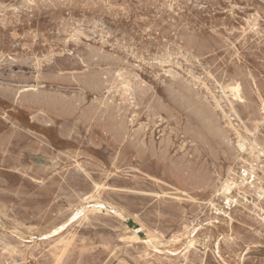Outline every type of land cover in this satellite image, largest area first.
I'll list each match as a JSON object with an SVG mask.
<instances>
[{"label": "rangeland", "instance_id": "rangeland-1", "mask_svg": "<svg viewBox=\"0 0 264 264\" xmlns=\"http://www.w3.org/2000/svg\"><path fill=\"white\" fill-rule=\"evenodd\" d=\"M0 8V264H264V5L0 0ZM236 83L242 101L230 92Z\"/></svg>", "mask_w": 264, "mask_h": 264}, {"label": "bare ground", "instance_id": "bare-ground-1", "mask_svg": "<svg viewBox=\"0 0 264 264\" xmlns=\"http://www.w3.org/2000/svg\"><path fill=\"white\" fill-rule=\"evenodd\" d=\"M35 1V0H34ZM46 1V0H45ZM48 1V0H47ZM49 1H51V0H49ZM92 1V0H91ZM212 1V0H211ZM246 1V0H245ZM28 2V1H27ZM27 2H25V3H27ZM37 3H38V1H36ZM55 2V1H54ZM98 2V1H97ZM149 2V1H148ZM223 2V1H222ZM33 3V2H32ZM49 3H51V2H49ZM57 3V2H56ZM53 4V3H52ZM144 4V3H143ZM219 4V3H218ZM40 5V4H39ZM22 7H24L25 6V4H24V6L23 5H21ZM27 6V5H26ZM29 6H31V5H29ZM38 7V6H37ZM206 7V6H205ZM12 8V7H11ZM28 8V7H27ZM124 8V7H123ZM1 9V8H0ZM14 9V8H13ZM23 8H21V10H22ZM25 9V8H24ZM114 9H115V7H114ZM121 9V8H120ZM127 9V8H126ZM129 9V8H128ZM160 9V8H159ZM6 10H8V9H6ZM113 10V9H112ZM166 10V9H165ZM164 10V11H165ZM169 11V10H168ZM17 12V11H16ZM162 13V12H161ZM225 13V12H224ZM166 14V13H165ZM227 15V14H226ZM264 16V15H263ZM214 18V17H213ZM32 20V19H31ZM58 20V19H57ZM60 20V19H59ZM89 20V19H88ZM91 20V19H90ZM29 21V20H28ZM233 21V20H232ZM140 22V21H139ZM164 25V24H163ZM3 27V26H2ZM105 27V26H104ZM154 27H155V24H154ZM153 27V28H154ZM84 28V27H83ZM165 28V27H164ZM257 27H256V24H253L252 25V28L250 29V31L251 32H253V33H257V29H256ZM85 29V28H84ZM86 30V29H85ZM225 30V29H224ZM111 31V30H110ZM163 31H164V29H163ZM211 31V30H210ZM228 31V30H227ZM226 31V32H227ZM87 32H89L88 30H87ZM169 32V31H168ZM188 32H189V30H188ZM237 32V31H236ZM242 32V31H241ZM66 33V32H65ZM91 33V32H90ZM182 33H184V32H182ZM201 33V32H200ZM89 34V33H88ZM92 34V33H91ZM156 34V33H155ZM189 34V33H188ZM35 35V34H34ZM232 35V34H231ZM88 36V35H87ZM95 36H96V34H95ZM116 36V35H115ZM189 36V35H188ZM192 36V35H191ZM59 37V36H58ZM125 37V36H124ZM192 37H194V36H192ZM202 37V36H201ZM27 38H28V36H27ZM176 38H177V36H176ZM187 38V37H186ZM220 38H222V37H220ZM190 39V38H189ZM59 40V39H58ZM123 40V39H122ZM181 40V39H180ZM81 41V40H80ZM115 41H117V40H115ZM185 41V40H184ZM189 41V40H188ZM192 41V40H191ZM190 41V42H191ZM197 41V40H196ZM195 41V42H196ZM79 42V41H78ZM176 42V41H175ZM190 42H188V43H190ZM226 42V41H225ZM228 42V41H227ZM83 43V42H82ZM81 43V44H82ZM192 43V42H191ZM190 43V44H191ZM231 43V42H230ZM132 44H133V42H132ZM192 44H194V43H192ZM102 45V44H101ZM100 45V46H101ZM107 45V44H106ZM105 45V46H106ZM109 45V44H108ZM155 45V44H154ZM195 45V44H194ZM79 46V45H78ZM85 46V45H84ZM136 46V45H135ZM92 47V46H91ZM117 47V46H116ZM175 47V46H174ZM185 47V46H184ZM196 47V46H195ZM176 48V47H175ZM183 48V47H182ZM193 48V47H192ZM77 49V48H76ZM89 49V48H88ZM94 49H95V47H94ZM73 50V49H72ZM97 50V49H96ZM104 50V49H103ZM118 50H120V49H118ZM236 50V49H235ZM115 51V50H114ZM125 51V50H124ZM93 52H95V51H93ZM129 52H130V49H129ZM248 52V51H247ZM259 52V51H258ZM257 51H256V53H258ZM81 53V52H80ZM70 54V53H69ZM112 54V53H111ZM160 54V53H159ZM255 54V53H254ZM260 54V53H259ZM99 55V54H98ZM108 55V54H107ZM62 56V55H61ZM116 56V55H115ZM130 56H132V55H130ZM88 57V56H87ZM99 57V56H98ZM104 57V56H103ZM2 58V57H1ZM86 58V57H85ZM107 58V57H106ZM258 58V57H257ZM21 59H23V58H21ZM27 59V58H26ZM29 59V58H28ZM32 59V58H31ZM99 59V58H98ZM116 59V58H115ZM115 59H114V61H115ZM177 59V58H176ZM10 60H11V58H10ZM9 60V61H10ZM19 60V59H18ZM33 60V59H32ZM32 60H31V62H32ZM37 60V59H36ZM82 60V59H81ZM84 60V59H83ZM94 60V59H93ZM95 60H97V59H95ZM106 60V59H105ZM108 60V59H107ZM118 60V59H117ZM120 60V59H119ZM143 60V59H142ZM6 61V60H5ZM14 61V60H13ZM141 61V60H140ZM161 61V60H160ZM212 61V60H211ZM30 62V63H31ZM81 62V61H80ZM84 62V61H83ZM102 62H104V61H102ZM106 62V61H105ZM113 62V61H112ZM118 62V61H117ZM122 62V61H121ZM126 62V61H125ZM196 62V61H195ZM213 62V61H212ZM36 63V62H35ZM123 63V62H122ZM181 63V62H180ZM10 64H11V62H10ZM80 64V63H79ZM87 64H88V62H87ZM112 64V63H111ZM125 64V63H124ZM145 64V63H144ZM183 64V63H182ZM200 64V63H199ZM17 65H18V62H17ZM113 65V64H112ZM135 65V64H134ZM134 65H132V66H134ZM200 67V66H199ZM16 68H17V66H16ZM34 68V67H33ZM117 68V67H116ZM119 68V67H118ZM243 68V67H242ZM245 68V67H244ZM88 69V68H87ZM186 69V68H185ZM103 70V69H102ZM105 70H106V68H105ZM131 70V69H130ZM255 70V69H254ZM90 71V70H89ZM97 71V70H96ZM112 71V70H111ZM221 71V70H220ZM99 72V71H98ZM114 72V71H113ZM121 72H123V71H121ZM87 73V72H86ZM104 73V72H103ZM129 73H131V72H129ZM175 73H177V72H175ZM196 73V72H195ZM249 73V72H248ZM251 73V72H250ZM2 75H3V73H1ZM17 74V73H16ZM43 74H45V73H43ZM80 74H82V73H80ZM79 74V75H80ZM90 74H92V73H90ZM106 74V73H105ZM107 74H108V72H107ZM114 74V73H113ZM115 74H116V72H115ZM114 74V75H115ZM118 74V73H117ZM123 74V73H122ZM226 74V73H225ZM239 74H241V73H239ZM33 75V74H32ZM62 75V74H61ZM70 75L72 76V74L70 73ZM84 75H86L85 73H84ZM96 75V74H95ZM119 75H121V74H119ZM15 76V75H14ZM18 76V75H17ZM50 76H51V74H50ZM60 76V75H59ZM68 76V75H67ZM71 76H69V77H71ZM74 76H76V75H74ZM88 76V75H87ZM86 76V77H87ZM102 76V75H101ZM100 76V77H101ZM108 76V75H107ZM117 76V75H116ZM180 76H181V74H180ZM261 76V75H260ZM2 77V76H1ZM11 77H13V76H11ZM34 77V76H33ZM47 77V76H46ZM58 77V76H57ZM61 77V76H60ZM64 77V76H63ZM80 77V76H79ZM82 77V76H81ZM85 77V76H84ZM91 77V76H90ZM96 77V76H95ZM103 77V76H102ZM127 77V76H126ZM204 77V76H203ZM202 77V78H203ZM226 77V76H225ZM9 78V77H8ZM41 78V77H40ZM87 78H89V77H87ZM98 78V77H97ZM114 78H115V76H114ZM122 78V77H121ZM180 78V77H179ZM243 78H244V76H243ZM20 79V78H19ZM27 79H28V77H27ZM44 79V78H43ZM53 79V78H52ZM66 79H69V78H66ZM85 79V78H84ZM109 79V78H108ZM108 79H106L107 81H108ZM181 79H183V76H182V78ZM231 79V78H230ZM12 80V79H11ZM56 80V79H55ZM58 80H60V79H58ZM63 80V79H62ZM65 80V79H64ZM72 80V79H71ZM79 80V79H78ZM87 80H89V79H87ZM92 80V79H91ZM90 80V81H91ZM105 80V78L103 79V80H101V81H104ZM111 80V78L109 79V81ZM137 80V79H136ZM180 80V79H179ZM240 80V79H239ZM246 80V79H245ZM15 81V80H14ZM70 81V80H69ZM93 81V80H92ZM96 81H98V80H96ZM112 81V80H111ZM206 81V80H205ZM236 81V80H235ZM243 81H244V79H243ZM22 82V81H21ZM27 82V81H26ZM45 82V81H44ZM100 82V81H99ZM98 82V83H99ZM257 82H259V80H257ZM61 83V82H60ZM64 83H65V81H64ZM63 83V84H64ZM70 83V82H69ZM86 83V82H85ZM88 83V82H87ZM89 83H91V82H89ZM94 83H96V82H94ZM114 83V82H113ZM178 83V82H177ZM241 83V82H240ZM264 83V82H263ZM62 84V83H61ZM84 84V83H83ZM91 84H93V83H91ZM101 84H103V83H101ZM181 84H183V83H181ZM253 84V83H252ZM65 85H67V82H66V84ZM85 85H87V87H88V84H84V86ZM106 85H107V83H106ZM126 85V84H125ZM130 85V84H129ZM168 85V84H167ZM179 85V84H178ZM187 85H189V84H187ZM192 85V84H191ZM244 85V84H243ZM75 86V85H74ZM92 86H94V85H92ZM102 86V85H101ZM108 86V87H107ZM106 87L107 88H109V86L110 85H107ZM147 86V85H146ZM169 86V85H168ZM168 86H166V88L168 87ZM190 86V85H189ZM248 86V85H247ZM255 86H257V85H255ZM36 87V86H35ZM103 87V86H102ZM126 87V86H125ZM164 87V86H163ZM179 87V86H178ZM241 85L239 84V83H236L234 86H230L229 88H230V92H231V94H232V96H233V98L234 99H236V100H238V101H242L243 100V98H242V89H241ZM245 87V86H244ZM264 87V86H263ZM262 87V88H263ZM41 88V87H40ZM94 88V87H93ZM93 88H92V90L91 91H93ZM96 88H97V86H96ZM98 88H99V85H98ZM205 88V87H204ZM255 88V87H254ZM86 89V88H85ZM100 89V88H99ZM145 89V88H144ZM146 89H147V87H146ZM165 89V88H164ZM168 89V88H167ZM193 89H194V86H193ZM192 89V90H193ZM209 89V88H208ZM249 89V88H248ZM15 90V89H14ZM98 90V89H97ZM101 90V89H100ZM175 90V89H174ZM179 90V89H178ZM181 90V89H180ZM185 90V89H184ZM251 90V89H250ZM248 91V92H251V91ZM264 90V89H263ZM32 91V90H31ZM57 91V90H56ZM102 91V90H101ZM149 91V90H148ZM189 91V90H188ZM229 91V90H228ZM44 92V91H43ZM119 92V91H118ZM168 92V91H167ZM178 92V91H177ZM181 92V91H180ZM179 92V93H180ZM194 92V91H193ZM19 93V92H18ZM24 93V92H23ZM54 93V92H53ZM148 93V92H147ZM150 93V92H149ZM172 93H174V92H172ZM196 93V92H195ZM208 93V92H207ZM252 93V92H251ZM15 94V93H14ZM17 94V93H16ZM58 94V93H57ZM137 94V93H136ZM141 94V93H140ZM175 94V93H174ZM173 94V95H174ZM253 94V93H252ZM263 94V93H262ZM1 95V94H0ZM9 95V94H8ZM11 95V94H10ZM31 95V94H30ZM81 95V94H80ZM83 95V94H82ZM109 95V94H108ZM139 95V94H138ZM150 95V94H149ZM193 95V94H192ZM198 95V94H197ZM201 95V94H200ZM200 95H198V96H200ZM21 96V95H20ZM23 96V95H22ZM39 96H40V94H39ZM43 95H41V97H42ZM45 96V95H44ZM104 96V95H103ZM117 96V95H116ZM115 95L113 96V97H116ZM142 96V95H141ZM140 96V97H141ZM148 96V95H147ZM170 96V95H169ZM174 96H176V95H174ZM218 96V95H217ZM244 96V95H243ZM18 97V96H17ZM28 97V96H27ZM83 97V96H82ZM248 97H249V95H248ZM6 98V97H5ZM14 98V97H13ZM84 98V97H83ZM143 98V97H142ZM150 98V97H149ZM148 98V99H149ZM182 98V97H181ZM195 98V97H194ZM15 99V98H14ZM20 99V98H19ZM29 99H31L30 97H29ZM58 99V98H57ZM59 99H60V97H59ZM73 99H74V96H73ZM13 100V99H12ZM34 100V99H33ZM36 100H38V99H36ZM41 100V99H40ZM48 100V99H47ZM54 100V99H53ZM66 100V99H65ZM76 100V99H75ZM120 100V99H119ZM128 100H130V99H128ZM142 100V99H141ZM144 100H145V96H144ZM186 100V99H185ZM196 100V99H195ZM202 100V99H201ZM27 101H29V100H27ZM46 101V100H45ZM51 101H52V99L50 100V104H51ZM60 101V100H59ZM64 101V100H63ZM74 101V100H73ZM92 101H94V100H92ZM96 101V100H95ZM101 101H102V99H101ZM104 101V100H103ZM139 101V100H138ZM147 101V100H146ZM145 101V102H146ZM180 100H178V102H179ZM204 101H206L205 99H204ZM14 102V101H13ZM12 102V103H13ZM26 102V101H25ZM34 102V101H33ZM33 102H32V104H33ZM36 102V101H35ZM38 102V101H37ZM53 102V101H52ZM61 102V101H60ZM67 102V101H66ZM79 102V101H78ZM85 102H86V97H85ZM84 102V103H85ZM142 102V101H141ZM140 102V103H141ZM154 102V101H153ZM152 102V103H153ZM176 102V101H175ZM246 102V101H245ZM244 102V103H245ZM256 102V101H255ZM11 103V104H12ZM29 103V102H28ZM39 104L41 103V102H38ZM45 103V102H44ZM54 103V102H53ZM62 103V102H61ZM60 103V104H61ZM68 103H69V101H68ZM74 103V102H73ZM106 103V102H105ZM112 103V102H111ZM159 103V102H158ZM160 103H162V102H160ZM171 103V102H170ZM177 103V102H176ZM188 103V102H187ZM186 103V104H187ZM37 104V103H36ZM38 104V105H39ZM55 104H57V102L55 103ZM59 104V103H58ZM67 104V103H66ZM83 104V103H82ZM101 104V103H100ZM107 104V103H106ZM110 104V103H109ZM113 104V103H112ZM123 104V103H122ZM129 104V103H128ZM154 104V103H153ZM184 104V103H183ZM194 104V103H193ZM203 104V103H202ZM208 104H210V103H208ZM242 104V103H241ZM23 105V104H22ZM35 105V104H34ZM41 105V104H40ZM44 105V104H43ZM46 105V104H45ZM44 105V106H45ZM72 105V104H71ZM81 105V104H80ZM93 105V104H92ZM92 105H90V106H92ZM121 105V104H120ZM190 105H192V104H190ZM253 105V104H252ZM27 106V105H26ZM31 106V105H30ZM50 106V105H49ZM52 106H54V104H52ZM58 106V105H57ZM69 106V105H68ZM75 106V105H74ZM82 106V105H81ZM95 106V105H94ZM98 106H100V105H98ZM110 106H112L111 104H110ZM126 105H124V107H125ZM134 106V105H133ZM154 106V105H153ZM193 106V105H192ZM197 106H199V105H197ZM205 106H206V104H205ZM210 106V105H209ZM241 106V105H240ZM243 106V105H242ZM20 107V106H19ZM38 107V106H37ZM47 107V106H46ZM45 107V108H46ZM62 107V106H61ZM85 107V106H84ZM83 107V108H84ZM155 107V106H154ZM156 107H158L157 105H156ZM162 107V106H161ZM160 107V108H161ZM203 107L204 106H202V110H203ZM23 108V107H22ZM48 108V107H47ZM46 108V109H47ZM50 108H51V106H50ZM50 108H48V109H50ZM53 108H55V107H53ZM57 108V107H56ZM78 108V107H77ZM80 108V107H79ZM116 108V107H115ZM176 108V107H175ZM199 108V110L201 109V107L199 106L198 107ZM227 108V107H226ZM26 109V108H25ZM59 109V108H58ZM65 109H66V107H65ZM67 109H69V108H67ZM71 109V108H70ZM92 110H94L93 109V107L91 108ZM108 109V108H107ZM121 109H123V108H121ZM130 109V108H129ZM144 109V108H143ZM164 109V108H163ZM162 109V110H163ZM168 109V108H167ZM177 109V108H176ZM192 109H194L195 110V108H192ZM213 109V108H212ZM225 109V108H224ZM2 110V109H1ZM51 110V109H50ZM60 110V109H59ZM75 110H77V109H75ZM82 110V109H81ZM87 110V109H86ZM116 110H118V109H116ZM124 110V109H123ZM162 110H160V111H162ZM166 110V109H165ZM169 110V109H168ZM185 110H186V108H185ZM198 110V111H199ZM245 110V109H244ZM26 111V110H25ZM28 111H30V110H28ZM34 111V110H33ZM32 111V112H33ZM42 111V110H41ZM51 111H53V110H51ZM71 111V110H70ZM74 111V110H73ZM90 110H88V112H89ZM95 111H97V109L95 110ZM107 111V110H106ZM125 111V110H124ZM179 111V110H178ZM196 111V110H195ZM194 111V112H195ZM198 111H196V113L198 112ZM205 111V110H204ZM211 111V110H210ZM258 111V110H257ZM4 112V111H3ZM56 112V111H55ZM66 112V111H65ZM87 112V111H86ZM101 112H102V109H101ZM109 112V111H108ZM130 112V111H129ZM208 112H209V110H208ZM212 112V111H211ZM57 113H59V112H57ZM61 113V112H60ZM63 113V112H62ZM72 113V112H71ZM70 113V114H71ZM96 112H94V114H95ZM102 113H104V111L102 112ZM111 113H112V110H111ZM118 113V112H117ZM128 113V112H127ZM170 113H171V111H170ZM181 113V112H180ZM202 113V112H201ZM260 113V112H259ZM6 114V113H5ZM86 114V113H85ZM87 114H89L90 115V112L89 113H87ZM86 114V115H87ZM93 114V115H94ZM105 114H107L106 112H105ZM123 114V113H122ZM128 114H130V113H128ZM146 114V113H145ZM187 114V113H186ZM194 114V113H193ZM200 114V113H199ZM204 114H205V112H204ZM211 114V113H210ZM75 115V114H74ZM92 115V116H93ZM99 115H101V114H99ZM104 115V114H103ZM109 115V114H108ZM107 115V116H108ZM185 115V114H184ZM213 115V114H212ZM216 115V114H215ZM69 116V115H68ZM91 116V115H90ZM97 116V115H96ZM112 116H114V115H112ZM116 116H117V114H116ZM123 116V115H122ZM205 116V115H204ZM43 117V116H42ZM86 117V116H85ZM111 117V116H110ZM121 117V116H120ZM128 117V116H127ZM179 117H181V116H179ZM197 117H198V114H197ZM216 117V116H215ZM260 117H262L261 116V114H260ZM4 118V117H3ZM66 118V117H65ZM88 118V117H87ZM94 118H96V117H94ZM93 118V119H94ZM98 118V117H97ZM99 118H100V116H99ZM125 118H126V116H125ZM217 118H218V116H217ZM216 118V119H217ZM251 118V117H250ZM42 118H41V115L39 114L37 117H36V120H38V121H40ZM81 119H82V117H81ZM85 119V118H84ZM90 119V118H89ZM101 119V118H100ZM104 119V118H103ZM107 119V118H106ZM105 119V120H106ZM111 119V118H110ZM121 119V118H120ZM123 119V118H122ZM128 119V118H127ZM192 119H193V117H192ZM61 120H62V118H61ZM104 120V121H105ZM113 120V119H112ZM172 120V119H171ZM214 120V119H213ZM219 120V119H218ZM263 120V119H262ZM90 121H91V119H90ZM95 121V120H94ZM124 121V120H123ZM173 121V120H172ZM176 121V120H175ZM174 121V122H175ZM194 121H195V119H194ZM197 121V120H196ZM221 121V120H220ZM4 122H5V120H4ZM78 122V121H77ZM84 122H86V121H84ZM93 122V121H92ZM92 122H91V124H92ZM97 122V121H96ZM120 122V121H119ZM127 122V121H126ZM177 122V121H176ZM182 122V121H181ZM180 122V123H181ZM198 122V121H197ZM201 122H203V121H201ZM231 122V121H230ZM6 123V122H5ZM76 123V122H75ZM83 123V122H82ZM95 123V122H94ZM98 123V122H97ZM103 123V122H102ZM101 123V124H102ZM105 123V122H104ZM108 123V120H107V122H106V124ZM112 123V122H111ZM116 123V122H115ZM190 123V122H189ZM196 123V122H195ZM252 123V122H251ZM1 124V123H0ZM10 124V123H9ZM90 123H88V125H89ZM100 124V123H99ZM121 125H122V121H121V123H120ZM146 124V123H145ZM197 124V123H196ZM207 124V123H206ZM217 124H218V122H217ZM221 124V123H220ZM87 125V126H88ZM115 125V124H114ZM120 125V126H121ZM181 125V124H180ZM187 125H188V122H187ZM208 125V124H207ZM207 125H205L206 127H207ZM2 126V125H1ZM52 126H54V125H52ZM113 126V125H112ZM118 126V125H117ZM141 126V125H140ZM189 126V125H188ZM187 126V127H188ZM201 126V125H200ZM204 126V127H205ZM49 127V126H48ZM122 127H123V125H122ZM158 127V126H157ZM168 127V126H167ZM167 127H165V128H167ZM181 127V126H180ZM215 127V126H214ZM213 127V128H214ZM107 128V127H106ZM109 128H111V127H109ZM116 128V127H115ZM115 128H112V129H115ZM123 128H125V127H123ZM182 128V127H181ZM184 128V127H183ZM189 128H190V126H189ZM198 128V127H197ZM203 128V127H202ZM216 128V127H215ZM62 129V128H61ZM117 129V128H116ZM115 129V130H116ZM120 129V128H119ZM128 129V128H127ZM225 129V128H224ZM13 130V129H12ZM65 130V129H64ZM70 130V129H69ZM97 130V129H96ZM121 130V129H120ZM123 130V129H122ZM121 130V131H122ZM143 130V129H142ZM184 130V129H183ZM188 130V129H187ZM191 130H193V129H191ZM220 131H221V129H219ZM218 130V131H219ZM28 131V130H27ZM59 132L61 131L60 130V128H59V130H58ZM66 132H67V130H65ZM93 131V130H92ZM128 131V130H127ZM179 131V130H178ZM189 131V130H188ZM216 131V130H215ZM6 132H8V130L6 131ZM30 132V131H29ZM72 132V131H71ZM109 132H110V130H109ZM113 132V131H112ZM117 132V131H116ZM172 132V131H171ZM181 132V131H180ZM185 132V131H184ZM205 132V131H204ZM209 132V131H208ZM213 132V131H212ZM224 132H226V129H225V131ZM65 133V132H64ZM75 133V132H74ZM91 133V132H90ZM104 133V132H103ZM118 133V132H117ZM165 133V132H164ZM173 133V132H172ZM214 133V132H213ZM217 132H215V134H216ZM223 132L221 131V134H222ZM228 133V132H227ZM34 134V133H33ZM123 134V133H122ZM132 134V133H131ZM131 134H130V136H131ZM135 134H136V132H135ZM169 134V133H168ZM178 134V133H177ZM214 134V135H215ZM229 134V133H228ZM228 134L226 135V136H228ZM5 135H7V134H5ZM4 135V136H5ZM27 135H29V134H27ZM74 135V134H73ZM111 135V134H110ZM121 135V134H120ZM140 135V134H139ZM142 135V134H141ZM154 135V134H153ZM210 135V134H209ZM219 135V134H218ZM2 137H3V135H1ZM16 136V135H15ZM42 136V135H41ZM64 136H65V134H64ZM114 136V135H113ZM117 136H118V134H117ZM125 136V135H124ZM129 136V135H128ZM135 136V135H134ZM144 136V135H143ZM165 136V135H164ZM176 136V135H175ZM191 137H192V135H190ZM200 136V135H199ZM202 136V135H201ZM230 136V135H229ZM11 137H13V136H11ZM30 137H31V135H30ZM33 137V136H32ZM75 137H77V136H75ZM163 137V136H162ZM205 137V136H204ZM225 137V136H224ZM117 138V137H116ZM120 138V137H119ZM124 138V137H123ZM122 138V139H123ZM154 138V137H153ZM171 138V137H170ZM177 138V137H176ZM190 138V137H189ZM212 138H213V136H212ZM228 138V137H227ZM3 139V138H2ZM12 139V138H11ZM65 139V138H64ZM129 139V138H128ZM163 139V138H162ZM167 139H168V137H167ZM181 139V138H180ZM202 139V138H201ZM224 139V138H223ZM4 140V139H3ZM6 140V139H5ZM10 140V139H9ZM63 140V139H62ZM66 140V139H65ZM69 140V139H68ZM134 140V139H133ZM137 141H138V139H136ZM205 140V139H204ZM206 140H207V137H206ZM227 140V139H226ZM229 141H230V139H228ZM67 141V140H66ZM71 141V140H70ZM118 141H119V139H118ZM155 141V140H154ZM6 142V141H5ZM47 142H48V140H47ZM75 142V141H74ZM130 142V141H129ZM162 142V141H161ZM197 142V141H196ZM220 142V141H219ZM228 142V141H227ZM7 143H8V141H7ZM77 143V142H76ZM153 143V142H152ZM160 143V142H159ZM166 143V142H165ZM209 143H211V142H209ZM5 144V143H4ZM4 144H1V146L2 145H4ZM114 144V143H113ZM200 144V143H199ZM208 144V143H207ZM222 144V143H221ZM18 145V144H17ZM140 145H141V143H140ZM144 145V144H143ZM215 145V144H214ZM240 145V144H239ZM142 146V145H141ZM170 146H171V144H170ZM172 146H173V142H172ZM175 146V145H174ZM195 146V145H194ZM208 146V145H207ZM3 147V146H2ZM1 147V148H2ZM132 147V146H131ZM140 147V146H139ZM144 147V146H143ZM161 147V146H160ZM165 147V146H164ZM204 147V146H203ZM211 148H212V146H210ZM241 148H245L244 147V145H241L240 146ZM7 148V147H6ZM127 149H128V147H126ZM167 148V147H166ZM184 148V147H183ZM196 148V147H195ZM198 148V147H197ZM205 148V147H204ZM225 148V147H224ZM170 149V148H169ZM192 149V148H191ZM6 150V149H5ZM29 150V149H28ZM40 150V149H39ZM130 150V149H129ZM139 150V149H138ZM137 150V151H138ZM147 150H148V148H147ZM199 150V149H198ZM212 150L214 151L215 149L214 148H212ZM211 150V151H212ZM233 150V149H232ZM33 151V150H32ZM140 151H141V149H140ZM144 151V150H143ZM143 151H142V155H143ZM167 151V150H166ZM192 151V150H191ZM216 151V150H215ZM220 151V150H219ZM226 151V150H225ZM22 152V151H21ZM27 152V151H26ZM37 152V151H36ZM116 152V151H115ZM145 152V151H144ZM155 152V151H154ZM158 152H160V151H158ZM189 152V151H188ZM208 152V151H207ZM231 152V151H230ZM236 152H237V150H236ZM20 153V152H19ZM38 153V152H37ZM43 153H45V152H43ZM56 153V152H55ZM128 153V152H127ZM167 152H165V154H166ZM126 154V153H125ZM157 154V153H156ZM175 154H177V152H175ZM186 154V153H185ZM216 154V153H215ZM226 154V153H225ZM46 155V154H45ZM145 155V154H144ZM173 155V154H172ZM209 155V154H208ZM221 155V154H220ZM237 155V154H236ZM260 155L261 156H264V151L263 150H261V151H259V159H260ZM4 156V155H3ZM48 156V155H47ZM125 156V155H124ZM123 156V157H124ZM158 156V155H157ZM167 156V155H166ZM202 156V155H201ZM214 156V155H213ZM18 157V156H17ZM57 157V156H56ZM121 157V156H120ZM145 157H147V155L145 156ZM154 157V156H153ZM178 157V156H177ZM192 157V156H191ZM215 157V156H214ZM228 157V156H227ZM229 157H230V155H229ZM30 158V157H29ZM161 158V157H160ZM193 158H195V157H193ZM216 158V157H215ZM224 158V157H223ZM249 158V157H248ZM56 159V158H55ZM94 159H96V158H94ZM156 159V158H155ZM163 159H165V158H163ZM167 159V158H166ZM228 159V158H227ZM112 160V159H111ZM114 160V159H113ZM124 160V159H123ZM144 160H146V159H144ZM152 160V159H151ZM188 160H189V158H188ZM250 160V159H249ZM13 161V160H12ZM56 161V160H55ZM158 161V160H157ZM167 161V160H166ZM165 161V162H166ZM169 161V160H168ZM201 161V160H200ZM207 161V160H206ZM218 161V160H217ZM255 161V160H254ZM145 163H146V161H144ZM148 162H150V161H148ZM160 162V161H159ZM193 162V161H192ZM212 162V161H211ZM250 162H251V160H250ZM20 163V162H19ZM155 163H156V161H155ZM171 163V162H170ZM243 163V162H242ZM253 163V162H252ZM108 164V163H107ZM157 164V163H156ZM171 164H175V162L174 163H171ZM244 164V163H243ZM256 164V163H255ZM145 165H148V164H145ZM159 165H161V164H159ZM159 165H157V166H159ZM178 165V164H177ZM199 165H200V163H199ZM198 165V166H199ZM53 166H55V165H53ZM197 166V165H196ZM15 167V166H14ZM42 167V166H41ZM44 167V166H43ZM110 167V166H109ZM145 167V166H144ZM147 167H149V166H147ZM146 167V170L148 169ZM160 167V166H159ZM219 167V166H218ZM245 167V166H244ZM16 168V167H15ZM48 168V167H47ZM55 168H57V167H55ZM154 168V167H153ZM171 168V167H170ZM188 168V167H187ZM220 168V167H219ZM246 168V167H245ZM29 169V168H28ZM36 169V168H35ZM46 169V168H45ZM125 169V168H124ZM202 169V168H201ZM224 169V168H223ZM252 169V168H251ZM1 170H2V168H1ZM41 170V169H40ZM40 170H37V171H40ZM179 170V169H178ZM215 170V169H214ZM11 171V170H10ZM48 171V170H47ZM187 171V170H186ZM206 171V170H205ZM208 171H210V170H208ZM213 171V170H212ZM223 171V170H222ZM229 171V170H228ZM245 171V170H244ZM184 172V171H183ZM197 172V171H196ZM201 172V171H200ZM257 172H258V170H257ZM18 173V172H17ZM154 173H155V171H154ZM190 173V172H189ZM199 173V172H198ZM209 173V172H208ZM34 174V173H33ZM48 174V173H47ZM47 174H45V175H47ZM57 174V173H56ZM167 174H168V172H167ZM174 174V173H173ZM182 174V173H181ZM193 174V173H192ZM201 174V173H200ZM221 174V173H220ZM21 175V174H20ZM114 175V174H113ZM142 175V174H141ZM145 175V174H144ZM197 175V174H196ZM207 175V174H206ZM250 175V174H249ZM252 175V174H251ZM35 176V175H34ZM60 176V175H59ZM168 176V175H167ZM175 176V175H174ZM187 176H188V174H187ZM203 176H205V175H203ZM232 176V175H231ZM139 177V176H138ZM176 177V176H175ZM178 177V176H177ZM180 177H183L182 175L180 176ZM185 177V176H184ZM199 177V176H198ZM212 177V176H211ZM234 177V176H233ZM39 178V177H38ZM103 178V177H102ZM193 178V177H192ZM195 178V177H194ZM197 178V177H196ZM195 178V179H196ZM1 179V178H0ZM62 179V178H61ZM90 179V178H89ZM147 179V178H146ZM145 179V180H146ZM168 180H170L169 179V177L167 178ZM206 179V178H205ZM215 179V178H214ZM30 180V179H29ZM34 180V179H33ZM91 180V179H90ZM140 180V179H139ZM144 180V179H143ZM148 180V179H147ZM150 180V179H149ZM152 180H154V179H151V181ZM185 180V179H184ZM4 181V180H3ZM102 181V180H101ZM193 181V180H192ZM196 181V180H195ZM194 181V182H195ZM211 181V180H210ZM175 182H177L176 180H175ZM188 182V181H187ZM205 182H207V181H205ZM217 182V181H216ZM211 183V182H210ZM218 183V182H217ZM222 183V182H221ZM163 184V183H162ZM178 184V186H179V183H177ZM195 184V183H194ZM200 184V183H199ZM213 185V184H212ZM249 185V184H248ZM37 186V185H36ZM145 186V185H144ZM184 186V185H183ZM193 187H195V186H193ZM208 187H211V186H208ZM173 188V187H172ZM171 188V189H172ZM182 188V187H181ZM189 188V187H188ZM191 188V187H190ZM246 188V187H245ZM184 189V188H183ZM205 189V188H204ZM212 189V188H211ZM174 190V189H173ZM195 190H196V188H195ZM198 190V189H197ZM233 190V189H232ZM231 185L230 184H228L226 187H225V189L223 190V194L224 195H229L230 193H231ZM241 190V189H240ZM250 190H252V189H250ZM1 191V190H0ZM159 191V190H158ZM190 191H191V189H190ZM211 191V190H210ZM244 191V190H243ZM3 192V191H2ZM181 192V191H180ZM195 192V191H194ZM204 192V191H203ZM206 192V191H205ZM260 192H262V191H260ZM8 193V192H7ZM171 193V192H170ZM199 193V192H198ZM201 193V192H200ZM145 194V193H144ZM174 194H176L175 192H174ZM236 194V193H235ZM261 194H263V193H261ZM160 195H162V194H160ZM182 195V194H181ZM184 195V194H183ZM237 195V194H236ZM245 195V194H244ZM254 195V194H253ZM90 196V195H89ZM88 196V197H89ZM150 196H151V194H150ZM156 196H157V194H156ZM168 196H170V195H168ZM232 196H235V195H233L232 194ZM263 196V195H262ZM155 197V196H154ZM175 197V196H174ZM187 197V196H186ZM239 197V196H238ZM241 197V196H240ZM169 198V197H168ZM232 198V197H231ZM173 199V198H172ZM263 199H264V197H263ZM151 200V199H150ZM258 200V199H257ZM170 201H171V199H170ZM186 201V200H185ZM196 200L194 199V202H195ZM262 202H263V200H261ZM152 202V201H151ZM176 202V201H175ZM193 202V203H194ZM214 202V201H213ZM262 202H260V203H262ZM158 203V202H157ZM162 203V202H161ZM167 203V202H166ZM174 203V202H173ZM184 203V202H183ZM185 203H187V202H185ZM188 204H190V203H188ZM263 204V203H262ZM0 205H2V204H0ZM149 205V204H148ZM193 205V204H192ZM226 205V204H225ZM246 205V204H245ZM250 205V204H249ZM6 206V205H5ZM146 206V205H145ZM150 206H151V204H150ZM169 207V206H168ZM222 207V206H221ZM3 208V207H2ZM106 208V207H105ZM108 208V207H107ZM138 208V207H137ZM249 208V207H248ZM139 209H140V207H139ZM0 210H1V208H0ZM5 210V209H4ZM142 210V209H141ZM106 211V210H105ZM172 211H174V210H172ZM184 211V210H183ZM251 211V210H250ZM264 211V210H263ZM182 212V211H181ZM252 212V211H251ZM184 213V212H183ZM100 214V213H99ZM104 214V213H103ZM77 215V214H76ZM119 215V214H118ZM182 215V214H181ZM244 215V214H243ZM79 216V215H78ZM100 216V215H99ZM111 216V215H110ZM246 216V215H245ZM121 218V217H120ZM245 218V217H244ZM78 219V218H77ZM76 219V220H77ZM159 219V218H158ZM232 219V218H231ZM252 219V218H251ZM156 220V219H155ZM166 220V219H165ZM260 220V219H259ZM74 221V220H73ZM85 221V220H84ZM113 221V220H112ZM157 221V220H156ZM155 221V222H156ZM257 221V220H256ZM89 222V221H88ZM168 222V221H167ZM254 222V221H253ZM252 222V223H253ZM259 222H261V221H259ZM44 223H46L45 221H44ZM86 223V222H85ZM176 223V222H175ZM95 224V223H94ZM117 225V224H116ZM120 225V224H119ZM157 224H155V226H156ZM162 225V224H161ZM166 225H169V224H166ZM173 225V224H172ZM258 225V224H257ZM163 226V225H162ZM259 226V225H258ZM140 227V226H139ZM171 227V226H170ZM246 227V226H245ZM264 227V226H263ZM262 227V228H263ZM232 228V227H231ZM245 230V229H244ZM231 231V230H230ZM131 233V232H130ZM55 234V233H54ZM59 234V233H58ZM239 234V233H238ZM256 234V233H255ZM14 236V235H13ZM51 236V235H50ZM241 236V235H240ZM14 238V237H13ZM48 238V237H47ZM256 238V237H255ZM258 238V237H257ZM44 239V238H43ZM131 239V238H130ZM232 239V238H231ZM252 239H254V238H252ZM248 240V239H247ZM243 241V240H242ZM170 244V243H169ZM188 246V245H187ZM131 247V246H130ZM194 247V246H193ZM225 247V246H224ZM146 248H148V247H146ZM188 249V248H187ZM184 252H185V250H184ZM195 253V252H194ZM52 254V253H51ZM184 255V254H183ZM188 255V254H187ZM137 256V255H136ZM176 256V255H175ZM182 256V255H181ZM178 257V256H177ZM183 257V256H182ZM134 259V258H133ZM176 259H178V258H176ZM179 259H180V257H179ZM178 259V260H179ZM94 260V259H93ZM115 261V260H114ZM184 261V260H183ZM158 262H160V260L158 261ZM178 262V261H177ZM101 263H102V261H101ZM157 263V262H156ZM94 264V263H93ZM99 264V263H98ZM165 264V263H164ZM174 264H176V263H174Z\"/></svg>", "mask_w": 264, "mask_h": 264}, {"label": "built area", "instance_id": "built-area-1", "mask_svg": "<svg viewBox=\"0 0 264 264\" xmlns=\"http://www.w3.org/2000/svg\"><path fill=\"white\" fill-rule=\"evenodd\" d=\"M258 2H260L262 5H264V0H257Z\"/></svg>", "mask_w": 264, "mask_h": 264}]
</instances>
